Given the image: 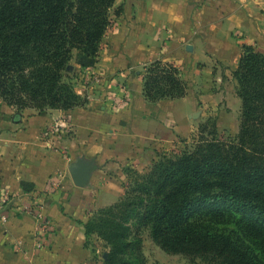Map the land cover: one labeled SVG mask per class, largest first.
Wrapping results in <instances>:
<instances>
[{"label": "crops", "instance_id": "0c3cea01", "mask_svg": "<svg viewBox=\"0 0 264 264\" xmlns=\"http://www.w3.org/2000/svg\"><path fill=\"white\" fill-rule=\"evenodd\" d=\"M116 6L123 12L112 15L99 62L75 65L70 75L84 106L40 113L0 99V191L20 195L27 183L55 223L43 250L35 247L31 217L0 223V264H103L107 249L87 238L85 224L120 199L124 169L198 130L193 116L208 91L197 86L211 90L226 76L237 89L232 73L244 46L264 53V0H116ZM156 61L179 70L188 87L184 98L144 97L145 71ZM188 97L195 114L179 126L175 102ZM76 164L89 168L81 187L70 173Z\"/></svg>", "mask_w": 264, "mask_h": 264}, {"label": "trees", "instance_id": "16d2710c", "mask_svg": "<svg viewBox=\"0 0 264 264\" xmlns=\"http://www.w3.org/2000/svg\"><path fill=\"white\" fill-rule=\"evenodd\" d=\"M115 4L0 0V99L40 113L84 106L87 99L75 92L70 75L75 65L99 62ZM145 73L148 101L187 95L172 64L156 61ZM232 76L241 101L235 137L206 139L200 132L147 171L126 167L120 199L90 216L85 233L107 249L103 264H144L139 234L145 228L166 253L209 257L216 264H264V53L244 46ZM27 185L21 184L24 192H32Z\"/></svg>", "mask_w": 264, "mask_h": 264}, {"label": "rangeland", "instance_id": "374dc122", "mask_svg": "<svg viewBox=\"0 0 264 264\" xmlns=\"http://www.w3.org/2000/svg\"><path fill=\"white\" fill-rule=\"evenodd\" d=\"M120 7L122 8V6H116L113 9L112 15H115L114 12ZM197 87L199 91H208L203 93V95L206 94V97L204 102H200L199 109L196 113L198 115H196V118L193 116L198 121V130L189 138L173 140L170 144H166L163 147L157 148L158 150L149 152V155L146 157V163L139 164L136 168L137 170L141 172L147 171L151 163L158 160L160 156L180 153L186 145H191L194 140L198 139L200 132H202V135L206 139L217 138L227 140L237 135L240 126L241 101L237 96L230 94L233 89H236V87H233V81H230L225 76L223 83L218 85L213 84L211 87L209 85L211 90L206 89V86L203 84ZM222 91L226 92V94L224 93L223 96L220 95L218 98L216 93ZM193 106L194 103L189 97L185 100L175 102L174 118L179 126L185 123L187 124L190 115L195 114L191 112ZM125 183L127 185V177ZM229 226L233 228V225ZM133 232H136L135 228ZM139 235L142 240L144 264H216L209 257H190L182 254L166 253L153 242L148 228L142 229ZM100 246L103 247L102 242Z\"/></svg>", "mask_w": 264, "mask_h": 264}, {"label": "built area", "instance_id": "2783aa9c", "mask_svg": "<svg viewBox=\"0 0 264 264\" xmlns=\"http://www.w3.org/2000/svg\"><path fill=\"white\" fill-rule=\"evenodd\" d=\"M31 217L34 221L35 247L45 249L55 231V223L44 212L43 206L34 192L17 195L0 191V223L5 224L10 216Z\"/></svg>", "mask_w": 264, "mask_h": 264}, {"label": "water", "instance_id": "95a60500", "mask_svg": "<svg viewBox=\"0 0 264 264\" xmlns=\"http://www.w3.org/2000/svg\"><path fill=\"white\" fill-rule=\"evenodd\" d=\"M196 115L198 114H195L194 118H196ZM70 173L75 185L81 187L84 186L88 180L89 168L87 165L76 164L71 168Z\"/></svg>", "mask_w": 264, "mask_h": 264}, {"label": "clouds", "instance_id": "9594fccd", "mask_svg": "<svg viewBox=\"0 0 264 264\" xmlns=\"http://www.w3.org/2000/svg\"><path fill=\"white\" fill-rule=\"evenodd\" d=\"M175 19H179V17H176Z\"/></svg>", "mask_w": 264, "mask_h": 264}]
</instances>
